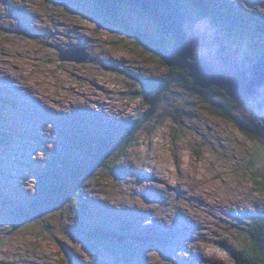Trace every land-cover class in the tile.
Masks as SVG:
<instances>
[{
  "label": "rangeland",
  "instance_id": "obj_1",
  "mask_svg": "<svg viewBox=\"0 0 264 264\" xmlns=\"http://www.w3.org/2000/svg\"><path fill=\"white\" fill-rule=\"evenodd\" d=\"M175 1L201 15L191 0ZM207 1L211 25L231 29L248 56L263 55L264 26L235 18L264 20V0ZM118 13L138 37L105 22L91 0H0V264H236L219 246L240 250L255 234L264 164L253 156L264 158V149L237 125L249 111L237 105L229 121L217 113L222 104L182 85L150 105L145 85L164 79L167 65L145 43L164 34L146 13L122 4ZM145 115L112 170L93 165L87 137L129 129ZM61 161L91 169L87 208L35 213L40 177L63 169Z\"/></svg>",
  "mask_w": 264,
  "mask_h": 264
},
{
  "label": "trees",
  "instance_id": "obj_2",
  "mask_svg": "<svg viewBox=\"0 0 264 264\" xmlns=\"http://www.w3.org/2000/svg\"><path fill=\"white\" fill-rule=\"evenodd\" d=\"M91 1L94 7L98 9L102 19L105 22H110L113 25L120 27L123 31L133 35L134 37H138V33L134 29H132V27L123 18H121L118 13V9H120L121 4L125 7L131 8L135 12H141L138 11L136 7L131 6L128 3V0H109L107 1V3H99L96 0ZM173 1L175 2V4H177L180 8L183 9V7L177 1ZM201 2L206 6V8L196 7L201 12V15H198V17L209 22L208 11L213 9L212 4H210V2L207 0ZM238 18L241 21H244V25L247 26L252 25V27L256 28L264 26V20L254 14L248 15L243 13L241 17L238 16L235 19L238 20ZM218 29L223 34V40L230 41L231 45L235 48H241L242 41L240 42L238 40L239 38L233 34V31H231V29L223 28L221 26ZM161 37L162 39L161 41H159V44H153L152 42L145 43L150 47L152 51H155L156 54L157 49L161 50L173 42V38L170 35H161ZM141 42H144V40L142 39ZM254 58L264 63V53L263 55L257 54L254 56ZM160 62L162 64L164 63L162 59ZM168 69L170 70H167V74H165L164 79L153 78L151 79V82L148 86L145 85L146 91L147 88L148 92L152 90L150 93L147 92L150 96L149 98L145 95V97L149 99H147L146 102L149 101L148 103H150V105L156 107L157 102L161 99L160 97L162 96V94L171 92L172 89L170 88L173 86L182 85L190 90H193V92L200 95L205 101H212L215 99L220 104H222L223 107L217 113L223 118L228 119L229 121L237 120V118L232 116V114L235 112L237 105H242L246 110L249 111L250 118L248 120L243 119L237 121L239 122L237 123L239 130L241 131V133L243 132L244 134H248V137L252 141L257 140L263 146L264 149V143L255 135L253 129L256 113L255 105L253 103H249L244 100L234 101L228 98L224 94V92L218 89L217 87H212L207 90L201 89L190 83L191 79L187 76L186 70H182L177 67H170ZM234 103L236 105L233 107L231 106V109L229 111V104L234 105ZM150 117H148V115H145V117H141L140 121L138 120L133 123V126L131 128L126 130H119L118 128V130L112 135H99L97 137H87L84 141V148H86L88 154L93 157V165L99 167L106 166L107 168L112 170L116 165L114 161L118 158L123 157L126 151L132 148L135 140V133L144 123L149 120ZM2 141L3 138L1 139V142ZM253 160L255 163L259 162L264 164V158L261 157V155L258 153L253 156ZM60 163H62L63 169H52L50 171H46L45 173H43V175H41L40 182L38 183V187L40 189L41 194L38 195V198L35 199L32 204H30V209L35 211V213H39L41 209L50 207L51 205L60 204L63 206L66 203H68L67 205H69V207L73 208L75 211L80 207H82V210L84 208H87V204L85 201H83L81 195L84 183H86L88 179H90L89 172L91 169L86 168L83 164L81 165L77 163H69L67 165L66 161H61ZM61 171L63 173H61ZM260 212L261 213H258V215L256 214L257 217L253 216L252 218L255 227L251 226V228L255 234H250L251 236H253V238L249 236V245L240 250L235 249L236 251L229 246H219V248L226 250L232 257H234V259L236 260V264H264V207L261 209ZM107 221L109 220L107 219ZM92 232V235L96 237H102L103 234L106 233L103 230L99 229H93ZM119 234H122V232H120ZM119 240H121V238H119Z\"/></svg>",
  "mask_w": 264,
  "mask_h": 264
},
{
  "label": "water",
  "instance_id": "obj_3",
  "mask_svg": "<svg viewBox=\"0 0 264 264\" xmlns=\"http://www.w3.org/2000/svg\"><path fill=\"white\" fill-rule=\"evenodd\" d=\"M191 1L204 8L199 0ZM128 3L152 18L161 34L173 38L170 45L156 50L168 67L186 69L192 85L217 87L232 100L243 98L255 105L253 129L264 141V63L248 56L242 48L224 45L218 28L187 15L172 0H128ZM85 59L86 54L76 62Z\"/></svg>",
  "mask_w": 264,
  "mask_h": 264
},
{
  "label": "bare ground",
  "instance_id": "obj_4",
  "mask_svg": "<svg viewBox=\"0 0 264 264\" xmlns=\"http://www.w3.org/2000/svg\"><path fill=\"white\" fill-rule=\"evenodd\" d=\"M6 71V70H4L2 67H0V72L1 71ZM0 80H1V78H0ZM9 83V82H8ZM9 88V87H8ZM7 88V89H8ZM0 90H2V89H0ZM9 90V89H8ZM11 91H15V87H13V90H9L7 93H9V94H11ZM18 95H20V94H18ZM79 107H81V106H79ZM81 108H83V107H81ZM152 164V163H151ZM151 166V165H150ZM158 166V165H157ZM156 168V167H155ZM183 169V168H182ZM155 172H157L158 173V175H160L159 177H160V179L162 180V182L163 183H165L166 181H164L165 179H164V175H163V170H161V171H159V169L157 170V168L155 169ZM179 172L180 173H182V171L180 170V168H179ZM143 174V173H142ZM151 175L154 177V173H151ZM215 177H218V173L217 172H214V174L212 175V179H214ZM155 182V181H154ZM157 196H158V193L156 194ZM191 200H193L194 201V198H191ZM118 206V205H117ZM220 210H222V209H220ZM123 210H121V212H122ZM180 211V210H179ZM133 216H135V215H133ZM197 221V220H196ZM186 222L187 223H192V220L190 219V218H188V219H186ZM190 225V224H189ZM192 225V224H191ZM155 228H159V227H157V226H154ZM193 227H196L195 226V224L193 225ZM160 229V228H159ZM161 230V229H160ZM192 254L194 255V252L192 251ZM188 260H194V263L196 264V260L195 259H193L192 257H190V258H187ZM186 259V260H187ZM190 263H193L192 261L190 262Z\"/></svg>",
  "mask_w": 264,
  "mask_h": 264
},
{
  "label": "snow or ice",
  "instance_id": "obj_5",
  "mask_svg": "<svg viewBox=\"0 0 264 264\" xmlns=\"http://www.w3.org/2000/svg\"><path fill=\"white\" fill-rule=\"evenodd\" d=\"M121 46H122V45H121ZM153 59L155 60V59H157V58H156V57H153ZM167 70H170V69H168L167 66H166V71H167ZM242 134H244V133L242 132ZM262 142H264V141H262Z\"/></svg>",
  "mask_w": 264,
  "mask_h": 264
}]
</instances>
